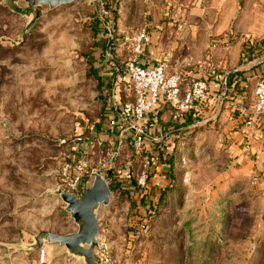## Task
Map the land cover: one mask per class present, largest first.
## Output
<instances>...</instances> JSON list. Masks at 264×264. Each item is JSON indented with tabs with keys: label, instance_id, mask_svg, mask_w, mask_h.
I'll return each instance as SVG.
<instances>
[{
	"label": "rangeland",
	"instance_id": "obj_1",
	"mask_svg": "<svg viewBox=\"0 0 264 264\" xmlns=\"http://www.w3.org/2000/svg\"><path fill=\"white\" fill-rule=\"evenodd\" d=\"M39 10L22 41L32 18L0 0V264H85L58 244L26 249L41 232L78 231L54 193L74 154L62 140L86 137L87 126L103 115L102 83L89 60L99 32L112 29L105 46L113 50L116 39L169 13L193 58L205 59L214 48L216 65L223 59L232 65L247 42L264 39V0H76ZM122 141L120 149L89 158L112 191L110 205L98 211L99 241L109 246L111 264H264V155L241 157L223 127L207 126L168 147L172 169L164 172L162 147L148 139L136 154L131 135ZM146 158L153 161L148 168ZM96 257L102 264L100 249Z\"/></svg>",
	"mask_w": 264,
	"mask_h": 264
},
{
	"label": "crops",
	"instance_id": "obj_2",
	"mask_svg": "<svg viewBox=\"0 0 264 264\" xmlns=\"http://www.w3.org/2000/svg\"><path fill=\"white\" fill-rule=\"evenodd\" d=\"M153 18L154 20H150L146 25L149 28L151 43L144 56L139 59L140 65L152 68L164 54L171 53L170 73H182L184 76L183 90L188 87L192 78L206 77L210 67L218 70V77L208 78L210 100L186 116L189 125L178 126L186 122L184 117L186 113L180 114L176 118L177 110L175 108L163 100L158 103L153 114L146 120L149 140L152 142L151 145H155L154 149L156 145L159 148L162 147V158L165 160L170 155L167 151L169 150L168 147L180 136H186L198 128L207 126L214 128L220 125L226 134L237 143L236 152L241 157L248 159L249 156L258 158L263 156L264 115L261 117H254L253 115L255 91L251 89V85L264 78V39L247 42L242 51L243 54L241 52L233 55L234 62L232 65H229L230 62H225L224 59L219 60V64L216 65L213 57L219 51H215L214 48L208 51L205 59L191 56L190 51L185 47V40L178 37L180 27L178 24L170 23L169 13L162 14V22L159 19L156 20V17ZM103 26L104 29L107 24H103ZM105 32H107L106 29L99 32L95 49L89 56V60L93 63L95 75L102 83L103 115L100 120L87 126L86 132L88 134L86 137H84V133L76 134L84 138L85 144L83 146L89 149V158L92 155H98L101 150L106 148H111V150L116 148L120 138H126L130 135L126 131L121 106L134 98L129 76L126 72V63L133 55L130 50L125 48L123 39H116L117 44L113 50L110 49L109 43L105 46V40L109 37L108 32L102 35ZM127 32L128 30H126V34H128ZM190 59L203 61V68L199 69L195 66L186 70L184 62ZM222 67L226 69H222ZM231 71L242 72V75L238 82L228 84L223 75H227ZM71 156L74 157L76 154H71ZM162 168L166 170L164 172H167L168 165L164 164V161H162ZM128 182L126 183L127 188L131 190V193L133 192V195L139 196V191H136Z\"/></svg>",
	"mask_w": 264,
	"mask_h": 264
},
{
	"label": "built area",
	"instance_id": "obj_3",
	"mask_svg": "<svg viewBox=\"0 0 264 264\" xmlns=\"http://www.w3.org/2000/svg\"><path fill=\"white\" fill-rule=\"evenodd\" d=\"M106 24L108 26L109 23ZM106 30L108 33L112 32L110 28ZM150 43L148 26L124 41L125 48L130 50L133 55L126 63V72L129 76L134 98L121 106V114L126 123V131L131 135V146L136 154H141L144 151V145L150 138L146 120L153 114L155 107L161 100L177 110L176 118L182 113L194 112L210 100L208 78L218 77V70L210 67L206 77L192 78L188 87L183 90L184 76L182 73H170L171 53L164 54L152 68L139 64V59L144 56ZM195 66L202 69L204 62L191 59L184 62L186 70ZM252 112L254 117L264 115V78L257 83ZM122 139L123 137L120 138L116 149L121 148ZM62 144L70 147L76 156L72 157L70 162L62 165L59 172L58 189L81 197L84 194V189L92 186V174L99 171L90 166V151L83 146L85 141L82 136L66 138L62 140ZM146 159V167L148 168L151 161L149 158ZM102 163L99 162V165ZM147 175V172H144L137 180L141 192L147 191ZM146 227L147 221L142 218L136 239L145 232ZM42 258L44 259V255ZM100 259L102 264H111L112 262L111 251L107 244H100Z\"/></svg>",
	"mask_w": 264,
	"mask_h": 264
},
{
	"label": "water",
	"instance_id": "obj_4",
	"mask_svg": "<svg viewBox=\"0 0 264 264\" xmlns=\"http://www.w3.org/2000/svg\"><path fill=\"white\" fill-rule=\"evenodd\" d=\"M76 0H5L11 12L26 18H32L23 31L22 41L36 26L40 19V7H49L55 10L61 6L72 5ZM95 2L97 0H90ZM20 3L27 6L21 7ZM93 184L84 189V194L78 197L67 191L58 189L55 195L59 196L66 205L65 211L70 214L78 226L76 233L60 235L51 232H41L35 238V243L26 250L35 252L46 243L64 246L68 253L84 260L85 264H96V250L100 249V220L98 211L101 206H108L111 202V188L101 172L92 174Z\"/></svg>",
	"mask_w": 264,
	"mask_h": 264
},
{
	"label": "trees",
	"instance_id": "obj_5",
	"mask_svg": "<svg viewBox=\"0 0 264 264\" xmlns=\"http://www.w3.org/2000/svg\"><path fill=\"white\" fill-rule=\"evenodd\" d=\"M114 26V25H113ZM107 32H105V34H106ZM242 75V72H239V71H231V72H229V73H227V75H225V80H226V83H234V82H238L239 80H240V76ZM183 114V113H182ZM189 114H191V113H186L185 114V123L184 124H179L178 126L179 127H181V126H185V125H189L190 123L188 122V120H186V116H188ZM131 145V144H130ZM145 150V149H144ZM145 154H147L148 156H149V154L148 153H145ZM168 159V158H167ZM167 159H165V161H164V164H167V162L170 160H168V161H166ZM151 162H153L152 160H151ZM152 166V165H151ZM169 168H171L170 166H168ZM172 169V168H171ZM136 185V184H135ZM135 190H136V188H135ZM151 214V212L150 213H148V215L147 216H145V219L149 216Z\"/></svg>",
	"mask_w": 264,
	"mask_h": 264
}]
</instances>
